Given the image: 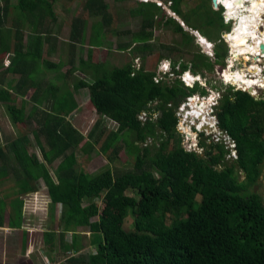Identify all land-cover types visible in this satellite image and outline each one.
Listing matches in <instances>:
<instances>
[{"label": "trees", "instance_id": "1", "mask_svg": "<svg viewBox=\"0 0 264 264\" xmlns=\"http://www.w3.org/2000/svg\"><path fill=\"white\" fill-rule=\"evenodd\" d=\"M41 1L42 6L33 8L32 1L27 4L26 0H17L13 5L9 0H0V62L7 59L0 69L4 74H17L14 83L6 81L4 87L0 86V102L12 124L21 126L35 114L31 118L36 127L31 132L43 161L27 152L24 133L7 142L6 149L0 147V179L6 178L9 168L16 182L8 226L19 223L18 195L34 191L40 178L49 199L50 217L54 205L59 204L61 227L58 231L51 228L43 231L42 242L47 249L61 246L63 252L71 253L64 258V264H264V205L252 190L264 160V100L230 88L221 93L215 116L217 127L226 131L235 143L236 158L232 161L224 159L225 151L216 143H203L200 153L186 151L175 129L172 106L193 92L196 85L187 88L176 79L154 83L153 71L145 70L142 64L137 69L131 62L103 67V62L95 57L97 46L109 32L110 23L117 20L105 0L81 1L82 12L98 18L90 22L87 30L84 29L87 20L75 17L70 26L73 42L68 43L69 55L65 59L58 57L56 62L44 58L42 47L49 37L34 32L26 46L12 15L9 17L12 11L14 16L19 10L22 14L23 5L27 4L35 17L53 20L52 0ZM168 2L170 11L185 26L197 31L189 24V12L200 9L202 3L186 11L181 8L183 0ZM159 10L154 1L135 0L134 6L125 12L138 17V27L134 31L124 30L129 39L116 44L117 49L130 48L143 58L151 51L152 25L161 21L179 34L183 43L192 39L173 17ZM209 10L216 12V21L222 23L220 9L209 6ZM29 28L32 30L33 26ZM5 30L11 34L9 39ZM76 39L79 42L86 39L87 46L84 57L79 56L73 64ZM223 56L214 52L210 61L207 55L195 51L187 60L189 70L198 73L210 69ZM176 61L171 60V67ZM187 61L179 62V67L185 68ZM62 63L68 65L66 74L79 71L90 77V81L80 78L71 83L72 89L86 88L87 103L98 114L85 135L66 119L75 102L65 83L49 81L40 89L38 73L57 71ZM37 64L42 66L38 71ZM11 94L32 103L27 114L22 105L15 106ZM152 100L157 103L147 106ZM40 103L45 105L40 107ZM142 110L147 115L143 121L137 118ZM153 112L157 113L155 117ZM99 116L116 126L94 136L96 127L101 125ZM39 136H43L46 147ZM146 138H151V142L142 145ZM119 139L124 142L123 150L133 151L130 169L113 172L106 167L90 174L74 167L76 153H88L96 143L98 152L107 158L116 155L121 149L116 143ZM7 153L14 162L9 167L5 163ZM54 159H58L53 170L55 180L46 167ZM239 170L243 176L240 180ZM128 189L135 196L126 194ZM126 217L131 219L127 230L122 227ZM77 227L88 231L86 243L79 242L82 234ZM65 232L70 234L68 242L63 240ZM83 247L85 254L81 252Z\"/></svg>", "mask_w": 264, "mask_h": 264}, {"label": "rangeland", "instance_id": "2", "mask_svg": "<svg viewBox=\"0 0 264 264\" xmlns=\"http://www.w3.org/2000/svg\"><path fill=\"white\" fill-rule=\"evenodd\" d=\"M81 1L82 0H73L71 3H69L66 6H65V2H59L58 4H56V7H55V11H56L55 13L57 16L56 22H54L52 25H49L50 31L52 30L53 33L49 37L48 42H46L43 46L42 55L44 58H47L48 60L52 62H56V60H58V57H62L63 59H65L66 56L69 55L70 47L68 46V43L70 44V41H72L70 40V37H71L70 36L71 35V30H70L71 23L70 22H72V20L76 16L78 18L81 17L87 20L85 27H84V29H87V30L89 29L88 26L90 22L98 18V15L89 17L87 14L82 12L81 7H80ZM105 1L109 3V12L113 13V15L116 17L117 20L114 19L110 23L109 32L107 33L106 36L103 35L101 37L103 41L101 42L100 46H97L98 49H97V54L95 57L97 61L103 62V67L120 66L126 62H133L135 66L142 64L145 70L157 71L160 66L164 65L166 62H169L171 60L177 59L179 62H182V61L184 62V61L189 60V58L191 57V55H193L195 51L200 52L203 55H206L207 50H204L202 48L203 46L200 42V39L196 37V35H194L195 33L192 31V29L185 26L183 22L182 21L180 22V19H178V17L174 15H172L171 17H173L181 25L183 30L187 31V33L192 36L191 40L187 41L186 43H183L182 42L183 38H181L179 34L173 32L168 25H164V22L161 21L158 23L155 22L152 25V36H151V39L149 40V43L151 44V48H150L151 51L149 54H145L144 57L141 58L138 54H135L133 50H131L130 48H127L124 50H118L116 47V44L120 42H126L129 39V34L127 32L125 33L124 30L134 31L138 27V24H139L138 17L132 16L131 14L129 15L125 12L128 8H131L132 6H134L135 0H121V2L113 1V0H105ZM151 1H155V0H151ZM156 1L157 3L154 2V4L155 5L160 4V10L163 12V14H165L166 16L171 15L170 11L167 10L168 0H156ZM199 3H202L200 9L191 10L189 12V16H190L189 24H191L192 27H195L197 29V32L199 34H202V36H204V38L207 41L212 43L213 53L214 52L218 53L219 57H221L223 54L225 56L228 43H227V40H221V35L224 32L230 30V27H232L233 29L235 19L230 18V20H227V21L224 20L225 21L224 22L221 16L222 18L221 20L223 24L220 23L219 21H216V18H215L216 12L210 11L209 6L212 9H216L218 8L219 5H217L216 8H214V6L211 3V0L209 1L208 0H183V4L181 8L183 10L185 9L186 11H188L194 5L199 4ZM205 9L207 11L203 13V10ZM122 10L124 11V13H122ZM160 10H159V13H161ZM159 13L156 15L159 16ZM18 14H19V17H21L19 12ZM30 14L31 13L29 12V10L26 9L24 12V18L28 17ZM34 17L35 15L31 14V18L34 19ZM260 17H262L264 21V13H262ZM155 20H157L156 17H155ZM258 26L259 25H257L255 28H258ZM259 31L260 32L258 33L262 37H264V26H263V29H260ZM4 35L8 39L11 36L9 31L6 32V30H5ZM22 35H23L22 39L24 40V43L27 46L28 42L32 40L31 34L29 32H25V33L22 32ZM77 42L79 41L76 39L75 44H73V53H72V58H71L73 64L77 63V58L84 54L85 47L87 46L86 39L84 42L83 41L79 43ZM199 42L201 45L199 44ZM162 46H166L167 48H163ZM224 56L220 59V63H213L210 69H202L201 72L197 73L199 75V82L196 84V86H194V90H193L194 94L206 95L207 93L210 92V90H218L220 93H223L226 88L233 89V87L228 86L220 81L219 74L221 72L220 69L223 68L222 65H223ZM208 58L210 61L213 60L212 57L208 56ZM250 59L253 60V57L250 56ZM235 60L236 61H234L231 64L232 59H228V62H229L228 69L237 70L241 68V65H243V67L246 68V66L244 65L245 61L241 57H238ZM6 64H7V59L5 58L3 63L2 61L0 62V67H4ZM177 65L179 66V64ZM187 65L188 67L190 66L188 61H187ZM41 67L39 66V64H37L36 70L38 71L39 69H41ZM249 67H252V66H249ZM65 69L66 67L62 66L58 69V71L47 70L44 73L39 72L40 74L38 73L37 78L39 80L40 89L44 87L49 81H54L55 83L64 82L70 92L71 83L74 80L81 78L86 81H90V77L87 74L84 75L80 73L79 71L66 74ZM157 73L160 74L159 72ZM157 77L161 78L162 80H160L159 82L161 84H164L168 79H173L174 74L172 75L168 74L164 76V78H162V74H160V75H157ZM16 78H17V74H14V75L8 74V73L4 74L1 72V69H0V86L4 87L6 81H9L10 83H14ZM230 84L233 85L234 82ZM259 85L254 88V92L252 94H255V96H264V82ZM72 93L74 96V100L76 102V108L73 111H70V114L67 116V119L69 120L70 124L76 130H78L82 135H85L86 132H88V130L90 129L93 122L97 119L98 114H96L92 110L90 105L87 103L86 88H80L77 90L74 89ZM11 96L13 98L12 101L15 104V106L22 105L24 113L27 114L28 111L31 109L30 107L32 103L29 100L20 99L18 96H14L13 94H11ZM44 105H45L44 103L39 104L40 107ZM182 112H185V111H182ZM34 116L35 114H33L31 117H34ZM31 117L28 119L27 122L23 123V125L21 126L12 124L8 117V114L6 112L4 105L0 102V147L2 149H6L7 142L13 139L16 135H19L20 133H24L27 138L26 149L28 150L29 153H33L38 158V160H41L40 151L35 143L33 134L31 132V130L36 127V123L32 120ZM99 118L101 119V125L96 127L94 131V136L96 134H99L101 131H102L101 134H103L104 130L105 131L113 130L115 128L116 125L113 121L109 120L106 117L99 116ZM125 138L128 139L127 137ZM180 138H182L183 140H188L186 137H183V136ZM200 139H203V141L206 144H215L214 142H211V140L208 138L201 137ZM39 140L41 144H43V146L46 147L43 136H39ZM116 143L121 147V149L119 150V153H117L114 156L110 155L109 158H107L106 156L98 152L97 147L99 143L94 144L92 149H90L88 153L81 154L77 152L76 153V164L74 165V167H76V169L78 168L82 169L84 172L90 173V174L99 172L106 167H109L111 171L113 172H121V171L130 169L134 161L133 151H130L127 153L125 150L122 149L124 148V142L122 139L117 140ZM138 145L140 146L141 144H138ZM170 145H171V142L169 141L168 148L170 147ZM228 159L230 161V158ZM1 161L2 160H0V163ZM56 162H57V159L56 160L54 159L51 162V164L46 165L48 169V173L53 178H54L53 170L56 165ZM5 163L7 164L8 167L14 165L13 158L10 153H7V159ZM11 173H12L11 169L8 168L7 169L8 177L3 178L4 180L0 181V208L3 207L6 210H8L9 206H8V199L6 198L4 200L5 198L4 195H6L7 197L11 196V199L16 197V196H12V193L16 188L13 187V178H15V176ZM237 175H238L239 180L242 179L243 177L242 171L239 170ZM35 186L37 189L36 191L38 192H34V193L29 192L27 194H22L19 196V199L21 200V207H20L21 218L24 224H28L26 227L30 228L31 230H34L35 228H37L35 231H32L30 232V234H28V239L32 241L34 245L36 241L41 242V233L39 232V230L45 229V228L46 229L48 228L57 229L58 228L59 230L61 228V227L59 228L60 222L58 221L56 210L54 213V209H52L51 217L49 214H46L47 203L45 205L44 210L37 209L34 212H32L33 202L37 200L39 193L43 192L42 184L40 181L37 180L35 182ZM252 190L258 193L264 205V180H262L261 183L258 182L254 184L252 187ZM125 193L128 195L135 196V192L129 189L126 190ZM39 215H41L40 218H39ZM7 217H9V215ZM13 219L16 222L17 220L16 216H14ZM130 224H131V219L129 217H126L124 219L122 227L125 230H127L130 228ZM76 229H77V232H80L82 234L79 237V242L81 241V243H86L87 237H88V231L80 227H77ZM69 235H70L69 232H65L63 236V240L68 242ZM45 247L46 246L45 245L43 246L41 243H38L37 245V249L40 251V256H39L40 264H64L63 260L66 257V255L71 254L69 252H63L61 250V246L55 247L52 250L47 249ZM81 252H84L82 254H85L86 248H82Z\"/></svg>", "mask_w": 264, "mask_h": 264}, {"label": "built area", "instance_id": "3", "mask_svg": "<svg viewBox=\"0 0 264 264\" xmlns=\"http://www.w3.org/2000/svg\"><path fill=\"white\" fill-rule=\"evenodd\" d=\"M141 1V0H139ZM142 1H151V0H142ZM154 2L157 3V1L155 0ZM169 3V2H168ZM167 3V5H168ZM219 5L220 7H222L221 9V16L223 18V21H227L224 18V7L222 4H220V2H216V6ZM158 6L160 7V4H158ZM218 6V8H219ZM168 7V6H167ZM216 8V7H214ZM216 8V9H218ZM168 11H170V9H167ZM172 16L174 15L173 12H171ZM175 16V15H174ZM224 21V22H225ZM181 22V21H180ZM194 33L196 32V30H192ZM196 35V34H194ZM224 34L221 35V39L225 40ZM197 37V36H196ZM262 42L264 45L263 41H254V51H253V56H255L256 60H260L262 59V66L264 67V51L262 52L261 49L259 48V43ZM200 44V42H199ZM207 44L209 46H207L206 48L203 45V49L207 50L206 55L209 57H213V50H212V43L211 42H207ZM201 45V44H200ZM228 50V54L226 55L225 59H226V64L225 67L228 66V59H232V63L234 61H236L234 59V57L230 56V51H229V46L227 47ZM264 50V49H263ZM241 55V54H239ZM135 60V59H134ZM165 62V61H164ZM176 64H174L173 67H171V61L166 62L164 65L160 66L159 69L157 71L153 70V75L151 77L152 81L154 83H159L160 80H162L161 78H158L157 75L162 74V78H164V76L168 75V74H174V78L178 80L182 86L187 87V88H192L194 85H196L199 82V75L197 73H192L189 70L188 65L186 64V67L181 69L179 68V66L177 64H179V61L175 62ZM131 65L134 69L139 68L140 64L138 66H135L133 62H131ZM170 66V67H169ZM224 68V67H223ZM223 68H221V72L219 74L220 77V81L223 82L224 84L233 87V90H236L237 88L242 90V91H246L245 88L242 87H237L235 85L230 84V82L224 81L222 79L221 73ZM168 71V72H167ZM157 72H159L160 74H158ZM184 74H188L189 78H191V80L189 82L185 81V77L183 76ZM158 78V79H157ZM173 79H168L165 83H169L171 82ZM254 92V88L256 86H251ZM251 95H253L251 92H249ZM221 96V93L218 90H210L209 93H207L206 95L204 94H194L193 92L185 95L180 101L178 102L175 106H172L170 103H167L166 105L171 107L173 109V115L175 117L176 120V125H175V129L178 132V135L180 137H186L188 140H183L182 138V145L184 146V149L186 151H194L196 153H200L203 150V143H205L203 141V139H200L201 137H205L211 140V142H214L216 144L222 145L223 149H224V159L229 161L228 158H230V161H232L233 159L236 158V151H235V143L233 141V139L226 133V131L221 130L217 127V120H216V116H215V107L217 105L218 99ZM193 106L191 107L190 105L188 106L186 110L187 115L189 116L190 119L185 118L182 114H181V110L184 108L185 104H188L191 100H193ZM157 103L156 100H152L150 102L147 103V106L149 107H153L155 104ZM192 113L193 115L189 114ZM196 113H199L198 115H196ZM157 115L156 112L152 113V116L155 117ZM146 111L142 110L139 112L137 118L141 121H143L146 118ZM208 125V128H206V126ZM199 139V140H198ZM200 140L202 142V144L200 143ZM151 141V138H146L143 142L142 145H145L147 143H149ZM41 198V196L39 197ZM45 202H47V200H42V199H38L33 202L32 206H33V210L32 212H34L37 209H42L44 210L45 207L44 205L41 204H45ZM40 204V205H39ZM40 207V208H39Z\"/></svg>", "mask_w": 264, "mask_h": 264}, {"label": "crops", "instance_id": "4", "mask_svg": "<svg viewBox=\"0 0 264 264\" xmlns=\"http://www.w3.org/2000/svg\"><path fill=\"white\" fill-rule=\"evenodd\" d=\"M26 1H27V4H29V1H32L31 4H32L33 8H39V6L43 5V2L41 0H26ZM72 1L73 0H52V7H53V12H54V19L53 20H50L49 17H47V16H42L40 18L39 17H34V19H32L31 18V14L28 17L24 18V12L27 9V7H26L27 4L23 5L24 10H23L22 14H21V12H22L21 10L17 11V12L20 13L21 17H19L18 13L14 16V12L13 11H12V13L9 14V17L12 15V18L14 19V23L17 24L18 29L20 30V32L21 33L22 32L23 33L29 32L31 34V38H32L34 32H36V33L38 32L42 37H44V36L46 37V35H47V37H50L51 34L53 33V31L52 30L50 31L49 25H52L54 22H56V17H57L56 13H55L56 12L55 11L56 4H58L59 2H65V6H66L69 3H71ZM9 2L11 4H13V5L17 4V0H11V1L9 0ZM40 3L42 5H40ZM81 10H82V8H81ZM14 11H16V10H14ZM32 13H33V11H32ZM31 25L33 26L32 30L29 28ZM22 38H23V35H22ZM44 44H43V46H44ZM81 45H82V43H81ZM42 50H43V47H42ZM83 57H84V55H83ZM62 66H65L67 68L68 65L62 63V65L60 67H62ZM65 71H66V69H65ZM74 72H76V71H74ZM73 90L70 87V92H71L70 95H71V98L73 99V101L75 102L74 96H73V93H72ZM43 100L45 101V99H43ZM75 108H76V102H75ZM74 109H72L71 111H73ZM69 114H70V112L66 115V119H67V116ZM27 152H28V150H27ZM39 161H42V159L39 160ZM57 162H58V159H57ZM57 162H56V164H57ZM11 174H13V173H11ZM6 177H8V174H7ZM51 178L53 180H55L53 177H51ZM1 180H4V179L1 178L0 181ZM37 180L41 182L42 188H43V192L39 193V195H38V199H40L39 197L41 195L42 196H46V195H44L45 194V188H44V185H43L41 179L39 178ZM14 185H16L15 178H13V187H14ZM36 190L37 189H35L34 191H31L30 193L38 192ZM39 192H41V191H39ZM27 193H29V192L22 193V194H27ZM22 194H20V195H22ZM20 195H18V198H19ZM4 196H5L4 200L6 198L8 199L9 208H8V210H6L3 207L1 208L0 264H40V261H39V259H40L39 258L40 251L37 249V245H38V243H41L43 245L42 232L47 230V229L45 228V229L39 230V232L41 233V242L40 241H36V243L34 245V243H32V241H30L28 239V234H30V232H32V231H35L37 228H35L34 230H31L30 228L26 227L28 224H24V222H23V220L21 218V211H20L19 223L17 225L13 224L12 226H8V224H7L8 217L7 216L11 215V212H12L11 203H10V201L12 199H11V196H8V197L6 195H4ZM12 196H14V193H12ZM55 210H56V213H57V216H58V211H59V205L58 204L54 205V213H55ZM46 214H48L47 208H46ZM44 216H46V215H44ZM40 217H41V215H39V218ZM14 222H15V220H14ZM80 228H82V227H80ZM54 229H56V228H54Z\"/></svg>", "mask_w": 264, "mask_h": 264}, {"label": "flooded vegetation", "instance_id": "5", "mask_svg": "<svg viewBox=\"0 0 264 264\" xmlns=\"http://www.w3.org/2000/svg\"><path fill=\"white\" fill-rule=\"evenodd\" d=\"M216 2H219L218 0H215ZM255 5L252 7L253 9L250 10L251 3L250 0H245L242 2V5L239 4V2L231 1V0H223L221 3L225 6V11H224V17L227 20H230V18L235 19V23L233 26V29L230 33L226 34L225 40H227L228 46H229V51L234 52L235 56L234 59L241 57L245 61V66L246 68L241 65V68L237 70H232V69H226L222 70L221 76L223 78L224 73L231 74L230 80H234L233 85L238 86H243L244 88H247V86H258L259 84L264 82V67L262 66V59L256 60L254 58L253 51H254V41L257 38V41H263L264 42V37H262L258 32H260V29H263L264 26V21L263 18L260 17L262 13H264V0H254ZM234 7V8H233ZM236 7V8H235ZM234 10H233V9ZM220 12L222 7L219 6ZM236 12V13H235ZM257 25L258 28H255ZM243 30V31H240ZM229 31V30H228ZM240 31V33H238ZM227 33V31L225 32ZM225 33L223 36H225ZM241 36L245 40V44L242 45H236L233 47L231 45V40L234 38V36ZM200 42L202 45L205 47L209 46L207 44V40L205 38L199 37ZM222 40V39H221ZM259 46L262 47L261 51L263 52L264 50V45L262 42L259 43ZM259 47V48H260ZM244 49V50H243ZM228 48H226V53L223 58V67H225L226 64V55L228 54L227 52ZM241 54V55H239ZM250 56L253 57V60L250 59ZM240 60V59H239ZM232 64V62H231ZM257 65V66H256ZM252 66V67H249ZM243 67V68H242ZM249 67V68H248ZM263 67V68H262ZM235 71V72H233ZM231 72V73H230ZM258 72V73H257ZM237 78H240V81H235ZM224 80V78H223ZM230 80H228L230 83H232ZM239 80V79H238ZM225 81V80H224ZM260 86V85H259ZM240 90V89H236ZM242 91V90H240ZM246 92V91H245ZM249 92L253 93V89H249ZM255 95V94H253ZM252 96V95H250ZM255 99H263L264 96H255ZM264 160L262 163V168H261V173L257 179V182H260L264 180Z\"/></svg>", "mask_w": 264, "mask_h": 264}, {"label": "bare ground", "instance_id": "6", "mask_svg": "<svg viewBox=\"0 0 264 264\" xmlns=\"http://www.w3.org/2000/svg\"><path fill=\"white\" fill-rule=\"evenodd\" d=\"M219 2H220V4H222L221 2L223 1V0H218ZM231 1H235V3L236 2H239V4H241L242 5V2L243 1H245V0H231ZM250 2H252L251 3V7H250V10H252L253 8V6L255 5V2H254V0H250ZM223 5V4H222ZM224 6V5H223ZM234 8V7H233ZM232 8V9H233ZM236 8V7H235ZM234 10V9H233ZM224 11H225V6H224ZM236 13V12H235ZM226 19V18H225ZM232 19V18H231ZM227 20V19H226ZM231 29H232V27H230V30L229 31H227V33L228 32H230L231 31ZM240 31H243V30H240ZM240 31L238 32V33H240ZM227 33H225V36L224 37H226V34ZM195 34H196V36L199 38V37H201V38H204V36H202L201 34H199L197 31L195 32ZM231 45L233 46V47H235L236 45H244L245 44V40H244V38L243 37H241V36H234V38L231 40ZM203 46V45H202ZM244 50V49H243ZM229 63V62H228ZM263 68V67H262ZM226 69H228V66L227 67H225V68H223V71L224 70H226ZM233 72H235V71H233ZM231 73V72H230ZM185 78V81H187V82H189L190 80H191V78H189V75L187 74H184L183 75ZM230 77H231V74H228V73H224L223 74V78H224V80L225 81H227V80H230ZM239 79V80H238ZM231 82H234V80H230ZM235 81H240V78H237ZM235 86H237V85H235ZM238 87H242V88H244L243 86H238ZM245 89H247V90H249V89H251V86H247V88H245ZM192 101H194V98H193V100H191L188 104H185L184 105V108L181 110V114L185 117V118H188V119H190L189 118V116L187 115V113H186V110L185 109H187L188 108V106L190 105L191 107L193 106V102ZM182 111H185V112H182ZM189 113V112H188ZM189 114H191V115H193L192 113H189ZM199 113H196V115H198ZM206 128H208V125L206 126ZM150 143V142H149ZM149 143H147V144H149Z\"/></svg>", "mask_w": 264, "mask_h": 264}, {"label": "water", "instance_id": "7", "mask_svg": "<svg viewBox=\"0 0 264 264\" xmlns=\"http://www.w3.org/2000/svg\"><path fill=\"white\" fill-rule=\"evenodd\" d=\"M211 3H212V5L214 6V7H216V1L215 0H211ZM224 7V6H223ZM179 19V18H178ZM260 47V46H259ZM262 47H260V49H261ZM230 56L231 57H234L235 56V53L234 52H231L230 53ZM246 93L247 94H249V95H251L250 93H249V91L246 89ZM252 97L255 99L256 97H255V95H252ZM263 176H264V174H263Z\"/></svg>", "mask_w": 264, "mask_h": 264}, {"label": "clouds", "instance_id": "8", "mask_svg": "<svg viewBox=\"0 0 264 264\" xmlns=\"http://www.w3.org/2000/svg\"><path fill=\"white\" fill-rule=\"evenodd\" d=\"M180 21H181V20H180ZM44 195H46V193H45ZM46 196H47V195H46ZM46 196H42V195H41V198H40V199H42V200H47V202H45V204H41V205H44V207H45L46 203H47V206H48V201H49L48 197H46ZM58 205H59V204H58ZM58 215H59V211H58Z\"/></svg>", "mask_w": 264, "mask_h": 264}]
</instances>
